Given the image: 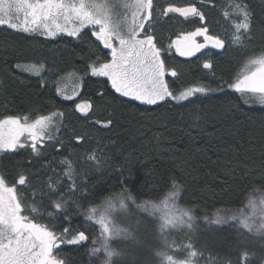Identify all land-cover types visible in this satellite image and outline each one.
<instances>
[{
	"label": "trees",
	"instance_id": "obj_1",
	"mask_svg": "<svg viewBox=\"0 0 264 264\" xmlns=\"http://www.w3.org/2000/svg\"><path fill=\"white\" fill-rule=\"evenodd\" d=\"M246 2L255 14L252 41L246 51L225 47L221 52L205 51L183 59L173 49L168 50L171 40L202 26L209 29L210 35L220 37L225 31L222 12L229 0H204L203 4L200 0H154L158 46L164 51L168 69L178 73L176 77H166L173 91L178 94L197 86L225 89L224 93L212 92L208 96L197 94L180 104L174 101L161 102L158 106L134 101L123 106L114 104L115 94L102 84L104 78L92 77L88 72V64L97 55L103 60L108 53L100 50L102 45L97 48L98 42L88 30H85L87 36L80 40L64 35L52 40L0 27V119L9 115L35 119L39 115L63 112V118H57L59 131L56 127L52 131L59 138L57 145L60 140L67 145L61 151L49 146L39 157H34L30 148L1 154L0 175L11 185L21 172H26L32 187L37 189L34 198L32 190H28L26 202L53 211L50 205L59 193L42 199L39 189L48 176L54 175L53 170L62 172L60 159L74 150L77 171L86 175L87 191L96 195L86 201L72 197L77 203L69 201L65 213L52 221L58 232L67 227L71 232L84 230L89 235L88 227L79 218L81 214L84 216V209L100 205L106 197L125 187L132 190L137 203L161 199L171 178L179 180L183 187L179 205L192 209L198 218L219 211L240 210L250 195L264 193V108L245 105L239 94L227 89L225 83L242 71L248 57L264 49V0ZM168 3L178 6L195 3L206 20L202 24L198 17L188 21L176 14H171V18L158 17L159 9ZM205 61L212 65L208 70L203 67ZM17 62L42 63L44 68L34 75L15 69L13 65ZM72 72L76 76L67 75ZM65 81L78 85L77 97L65 99L57 94V87ZM85 101L92 108L82 116L75 106ZM110 118L114 123L108 129L95 123ZM76 135L85 137L78 145ZM93 149L104 161L99 169L83 165L79 160ZM129 169L137 170L138 178L134 183H122ZM64 183L67 185L68 181ZM145 217V213L131 204L129 214L116 216L123 226L135 227L141 221L137 230L140 245H119L129 249L126 257L129 264L133 259L137 264H157L153 249L159 248L162 240L155 223L146 224ZM41 222L47 223V217ZM197 225L193 233L174 231L168 240L187 242L190 235L195 247L203 251L199 264H208L210 257L221 264L225 260L236 264L244 251L250 254L246 264H264V249L246 236H239L236 229L215 230ZM88 247L86 243L78 247L61 246L59 255L67 264H82L81 253Z\"/></svg>",
	"mask_w": 264,
	"mask_h": 264
},
{
	"label": "snow or ice",
	"instance_id": "obj_2",
	"mask_svg": "<svg viewBox=\"0 0 264 264\" xmlns=\"http://www.w3.org/2000/svg\"><path fill=\"white\" fill-rule=\"evenodd\" d=\"M200 2L203 4L204 0ZM154 10V0H0V26L17 33L39 35L52 40L62 35L80 40L87 36L85 30L90 31L91 37L99 42L97 48L102 45L100 50H108V53L103 60L97 55L88 64V72L92 77L104 78L102 84L115 94L112 102L117 106L133 101L150 106L168 101L180 104L197 93L202 96H208L212 92L224 93L223 86L215 89L205 86L190 87L178 94L173 91L166 77H176L178 73L174 69H168L164 51L158 46ZM171 14H176L185 21L198 17L202 24L206 20L204 12L195 3L184 6L168 3L159 9L157 15L160 18H171ZM222 15L225 19H232L229 37L231 45L246 51L247 45L252 41L255 19L249 4L246 0H229ZM197 37H203L204 42H198ZM209 45L214 49H224L226 40L210 35L209 29L202 26L178 35L171 40L168 50L174 47L180 56H192L207 49ZM13 67L39 75L44 65L37 62H17ZM203 67L208 69L212 65L205 61ZM67 75L76 76V73ZM225 83L227 89L239 94L245 105L264 108V49L248 57L242 71L231 82ZM57 94H62L59 86ZM64 98L72 99L67 95ZM91 108L92 105L87 101L75 106L76 111L85 116ZM63 116V112L57 111L39 115L35 119L27 115H9L0 119V153H15L18 149L30 148L32 155L39 157L49 146H56L57 151L63 150L67 145L63 140L57 145L59 138L52 131L54 127L59 131L56 121ZM95 123L108 129L114 121L110 118L106 121L97 120ZM84 139V136H75L77 145ZM73 152L74 150L70 151L60 159L62 172L53 170L54 175L48 176L44 186L39 189L42 199L59 193L58 198L50 205L54 211H48L34 202H26L29 189L32 190L33 198L37 193L26 172H21L11 185L0 175V264H67L59 255L61 246L81 245L88 241L86 231L72 234L71 229L65 227L58 232L52 223L59 219V214L65 213L69 201L77 203L72 197L86 201L90 196L96 195L87 191V177L77 171ZM79 160L83 165L96 169L104 163L96 149L85 152ZM135 179V170L129 169L128 178L121 182L134 183ZM65 180L68 181L67 185ZM62 186L64 191H61ZM182 191L180 181L171 178L168 190L159 201L144 200L137 203L132 190L125 187L121 192L106 197L100 205L90 206L84 219L98 227V235L92 239L94 246L89 255L102 253V264H129L126 259L129 249L119 245H140L137 230L141 221L138 220L135 227L123 226L117 222L116 216L129 214L131 204L139 212L146 214V224L155 223L156 233L162 240V245L153 249L157 264H199L203 251L195 247L190 235L187 242L168 240V236L174 231H186L190 234L198 227L194 211L178 206ZM77 207L80 205L77 204ZM45 217L48 222H41ZM64 218H68L66 214ZM203 220L209 226L236 224L239 236L250 235L264 239V197L259 200L249 197L238 212L219 211L211 218L205 216ZM249 256L247 251L242 252L236 264H246ZM132 264H137L135 259ZM208 264L221 262L210 257ZM223 264H233V261L225 260Z\"/></svg>",
	"mask_w": 264,
	"mask_h": 264
},
{
	"label": "rangeland",
	"instance_id": "obj_3",
	"mask_svg": "<svg viewBox=\"0 0 264 264\" xmlns=\"http://www.w3.org/2000/svg\"><path fill=\"white\" fill-rule=\"evenodd\" d=\"M229 11H230V9H229ZM223 16V15H222ZM224 17V16H223ZM231 24H232V19H225L224 18V20H223V27H224V29H225V31L220 35V37L221 38H223V39H225L226 40V47H230V48H235L234 46H232L231 45V41H230V39H229V37H230V34H231V31H232V29H231ZM0 27H2V26H0ZM64 36H66V35H64ZM197 39V41L198 42H200V43H203L204 42V39H203V37H197L196 38ZM99 43V42H98ZM173 49V51H175V53H176V55L180 58H183V59H191V57H194V56H198V55H200V54H202V52H205V51H208V52H213V51H218V52H221V51H224V49H214V48H212L210 45H209V47L207 48V49H202L200 52H197L195 55H192V56H180L177 52H176V50H175V48L173 47L172 48ZM108 51V50H107ZM206 69V68H205ZM209 69V68H208ZM207 69V70H208ZM59 87L61 88V90H62V96L64 97L65 95H67V96H71L72 98H74V97H77V94L79 93V90L80 89H78V85L77 84H74V83H70L69 81H65V82H62L60 85H59ZM197 94H199V93H197ZM196 94V95H197ZM190 98H192V97H190ZM189 98V99H190ZM186 101V100H185ZM135 102V101H134ZM175 102V101H174ZM182 102H184V101H182ZM181 102V103H182ZM136 103H139V102H136ZM176 103V102H175ZM145 106H149V105H145ZM80 115H82L83 116V114H81L80 112H78ZM56 125H58L59 126V121L57 120L56 121ZM54 129V128H53ZM52 129V130H53ZM19 150V149H18ZM1 154H4V153H0V155ZM135 176H136V179L138 178V173H137V170H135ZM127 178H128V174H127V176H126ZM126 178V179H127ZM135 179V180H136ZM249 197H254V198H256L257 200H259L261 197H264V193H262V192H255V193H253L252 195H250ZM248 197V198H249ZM248 198H247V200H248ZM148 200H156V201H159L160 199H158V198H151V199H148ZM247 200H246V202H247ZM245 202V203H246ZM178 206H179V208H181V209H183L184 207H182V206H180L179 205V200H178ZM90 207V206H89ZM88 207V208H89ZM87 210V209H86ZM86 210L84 209V211L86 212ZM53 211H54V209H53ZM239 211V210H238ZM238 211H231V212H238ZM218 213V212H217ZM217 213H214V214H212V215H210V217L209 218H211V217H213L214 215H216ZM62 214V213H61ZM61 214H59V217L61 216ZM196 217V223L197 224H203V225H206L207 227H210V228H212V229H215V230H221V229H238V225H236V224H228V225H220V226H209V225H207V224H205L204 223V220H203V218H198L197 216H195ZM80 219H81V221L82 222H85V224H86V227H88V232H89V239H88V241L87 242H85L86 244H88L89 245V247H88V249H86L83 253H81V257L83 258L82 259V264H102V260H103V254L102 253H97L96 254V256H90L89 255V252H90V249L94 246L93 244H92V239H93V237H95V236H97L98 235V227L97 226H95L92 222H86L85 221V219H84V216L81 214L80 215V217H79ZM55 221V220H54ZM241 231H243V230H241ZM72 234H74V232H71ZM246 237L250 240V241H252V242H257L258 244H260V246L264 249V239H262V238H260V237H255V236H250V235H246ZM69 238H71V236H69ZM62 246H67V245H62ZM69 246H76V247H78L79 245H69Z\"/></svg>",
	"mask_w": 264,
	"mask_h": 264
}]
</instances>
